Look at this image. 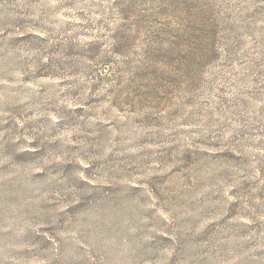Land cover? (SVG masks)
<instances>
[{
	"label": "rangeland",
	"instance_id": "obj_1",
	"mask_svg": "<svg viewBox=\"0 0 264 264\" xmlns=\"http://www.w3.org/2000/svg\"><path fill=\"white\" fill-rule=\"evenodd\" d=\"M0 264H264V0H0Z\"/></svg>",
	"mask_w": 264,
	"mask_h": 264
}]
</instances>
